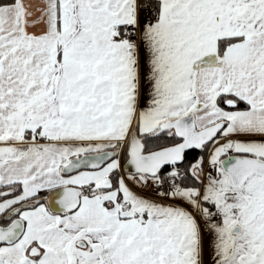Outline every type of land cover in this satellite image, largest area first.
Masks as SVG:
<instances>
[{
    "label": "snow or ice",
    "instance_id": "6c2138e0",
    "mask_svg": "<svg viewBox=\"0 0 264 264\" xmlns=\"http://www.w3.org/2000/svg\"><path fill=\"white\" fill-rule=\"evenodd\" d=\"M0 264H264V0H0Z\"/></svg>",
    "mask_w": 264,
    "mask_h": 264
}]
</instances>
